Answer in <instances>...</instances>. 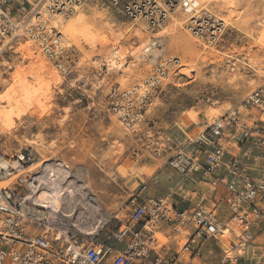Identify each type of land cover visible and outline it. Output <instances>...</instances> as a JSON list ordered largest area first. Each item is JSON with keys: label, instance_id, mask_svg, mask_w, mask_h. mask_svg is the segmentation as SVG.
<instances>
[{"label": "rangeland", "instance_id": "1", "mask_svg": "<svg viewBox=\"0 0 264 264\" xmlns=\"http://www.w3.org/2000/svg\"><path fill=\"white\" fill-rule=\"evenodd\" d=\"M198 2L229 24L213 48L202 49L179 16L151 32L118 9L92 3L62 26L70 55L65 78L30 45L3 53L0 153L8 161L20 152L29 158L1 185L23 193L32 188L28 178L50 183L49 174L62 173V193L51 202L59 226L72 239L114 248L121 245L112 235L127 222V200L140 184H147L149 195L180 194L182 180L169 162L185 145V133L264 82V0ZM154 36L157 46L146 54ZM165 54L178 56L181 66L151 94L138 124L126 127L108 108L109 91L137 85ZM220 254L206 244V263Z\"/></svg>", "mask_w": 264, "mask_h": 264}, {"label": "built area", "instance_id": "2", "mask_svg": "<svg viewBox=\"0 0 264 264\" xmlns=\"http://www.w3.org/2000/svg\"><path fill=\"white\" fill-rule=\"evenodd\" d=\"M92 3L118 9L151 32L179 16L202 49L217 46L229 25L198 0H0V56L20 43L30 45L65 78L70 55L62 26ZM157 43L152 37L144 52ZM180 66L178 56L160 55L137 85L109 91V110L133 128L151 94ZM196 126L169 162L182 191L149 195L147 184H140L127 200V222L112 235L120 248L72 239L59 226L57 211L36 200L38 183L50 187L63 180L62 173L49 174L50 183L28 178L32 188L23 193L0 179V264H208L209 242L221 251L214 264H264V82ZM26 157L20 152L17 168L1 169L6 178L22 171Z\"/></svg>", "mask_w": 264, "mask_h": 264}, {"label": "bare ground", "instance_id": "3", "mask_svg": "<svg viewBox=\"0 0 264 264\" xmlns=\"http://www.w3.org/2000/svg\"><path fill=\"white\" fill-rule=\"evenodd\" d=\"M69 21V20H68ZM67 21V22H68ZM66 28H67V31H69L70 33H72L74 31V27H73V24L71 22H68L66 23ZM155 50V49H154ZM159 51V50H158ZM158 51L155 52V54H159ZM9 168V167H12V168H17L18 167V161L17 160H13V161H8L7 159H4L3 157L1 158L0 160V179L1 180H6V171L5 172H2L1 169L3 168ZM55 181V180H54ZM56 183L52 182L51 184H49L50 187H45V183L42 184V183H38V187L35 188V194L38 193V195L40 196L39 199H36V200H40V202L44 205H46L47 207H50V209H53L52 207V201L54 200L53 198L56 197L59 193H62L61 189L63 188V183L65 182H62L61 180L60 181H55ZM62 187V188H61ZM52 188V189H50ZM36 189H38L36 191ZM61 191V192H60ZM90 201V200H89ZM88 205V204H87ZM94 205V204H93ZM92 206V205H91ZM97 206V205H96ZM90 210V209H89ZM93 211V210H92ZM96 211V210H95ZM91 217V216H90ZM84 218V217H83ZM88 219V218H87ZM90 220V219H89ZM91 220H94V219H91ZM86 221V220H85ZM91 225V224H90ZM87 226H89L87 224ZM86 227V226H85ZM88 229V227H87Z\"/></svg>", "mask_w": 264, "mask_h": 264}]
</instances>
